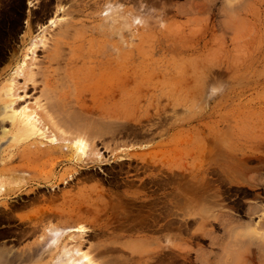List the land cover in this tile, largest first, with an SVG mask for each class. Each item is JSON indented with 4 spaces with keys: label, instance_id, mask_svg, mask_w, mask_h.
<instances>
[{
    "label": "rangeland",
    "instance_id": "374dc122",
    "mask_svg": "<svg viewBox=\"0 0 264 264\" xmlns=\"http://www.w3.org/2000/svg\"><path fill=\"white\" fill-rule=\"evenodd\" d=\"M59 3L0 0V232L30 231L11 247L0 237L1 264H59L60 255L50 250L55 247V238L67 233L31 229L34 213L61 206L62 194L70 193L72 200L68 201L75 204L82 198L77 197L78 190L87 195L99 192L104 200L111 192L125 211L131 208L126 203L133 204L126 196H139L136 202L145 199L143 182L118 185L104 181L98 172L118 170L119 164L130 163V156L135 155L145 158L141 165L162 167L178 175L179 184L174 180V185L184 181L185 187L176 188L167 204L181 206L194 200L199 203L192 204L193 210L211 211L201 212L207 219L203 224L194 216L198 225L183 230L184 234L165 232L162 246L180 250L189 260L196 259L195 264H264V0ZM67 10L75 15L65 14ZM69 22L72 26L67 29ZM59 24L67 29V35L60 49L62 61L51 67L57 73L49 77L52 93L44 91L43 77L34 70L37 66L31 67L35 87L27 82L28 90H24L25 78L17 75L15 59L42 61L50 47L48 38L59 31ZM111 73H115L116 83L114 93L108 96L103 90ZM65 74L67 77L62 76ZM63 95L65 104L58 99ZM9 100L11 108L4 110ZM38 102L48 106L49 121L40 119L45 111L35 105ZM23 108L37 114L35 129L26 128L22 120L6 119V112ZM104 111L117 112L114 128L108 119L104 123L107 126L96 120L97 116L105 117ZM92 123L97 124V130L92 131H102L95 138L76 135L78 128L90 129ZM93 143L104 163L74 167L71 159L61 161L60 153L67 154L66 159L83 160L90 155ZM104 145L109 148L104 150ZM76 169L79 181L69 185L41 184V190L34 180L51 172L58 178ZM159 172L162 170L158 171L156 187ZM38 189L37 195L45 197L49 190L56 191V199L31 201L23 196L28 193L33 197ZM146 200L151 207L155 205L156 200ZM146 211L137 218L131 214L132 221L121 216L117 220L101 218L102 233L86 226L92 230L84 235L88 243L84 241L86 247L81 249L88 253L90 245L97 247L113 241V237L130 235L133 237L127 238L133 240V250L142 252L145 243L136 244L135 237L149 232L139 230L140 223L149 222L148 230L155 233L148 220L155 209ZM178 213L176 219L182 221ZM170 214L168 223L174 219ZM191 232L196 239L190 238ZM148 236L152 239L157 235ZM125 242L115 246L127 247ZM90 256L100 264L93 252ZM112 256L125 261L136 255L125 250Z\"/></svg>",
    "mask_w": 264,
    "mask_h": 264
},
{
    "label": "bare ground",
    "instance_id": "6f19581e",
    "mask_svg": "<svg viewBox=\"0 0 264 264\" xmlns=\"http://www.w3.org/2000/svg\"><path fill=\"white\" fill-rule=\"evenodd\" d=\"M56 1H57V3H59L61 0H56ZM57 6H58V4H57ZM55 8H53L54 11L57 9V8L56 9ZM65 14H67V15L71 14L72 16L75 15L74 12L71 13V10H67L65 12ZM61 24H59V26H60L59 31L57 33H55V34H52V38L51 39L48 38L49 41H50V44H49L50 47L47 48V50L45 51L46 55L42 59V61L35 62L36 60L33 61L34 59L31 61V60H27L25 58V59L21 60V62H20L18 60V58L15 59V63H16L15 65H18L17 66L18 67L17 75L21 74L22 76H24L25 84L27 82H29L30 84L32 82H34L32 76L35 74V72L32 75L33 68H31V67H33V66L34 67L35 66L38 67V69L34 68V70L36 69L37 70L36 72L40 74V77L41 76L43 77L42 78V80H43L42 81L43 82V89L47 93H52V90H53V89L52 90L50 89L51 86L49 84H50L51 80L49 79V77L50 76H54V75L51 74L52 72H53V74L56 73L53 70L51 71V67H52V65H55V64H56V66L59 65L60 64L59 62L62 61V60H60L61 53H62L60 51L61 45L63 44L64 38L66 39L67 29L71 28V26H72L71 23L69 22V23H67L65 25V28H67V29H64V25H61ZM58 28L59 27H57V29ZM60 30H62V31H60ZM46 41H48V40H46ZM25 56L27 57V55H25ZM55 76H57V73L55 74ZM62 76H66V74L62 75ZM115 83H116L115 73H111V75L109 76L108 82L106 83L107 84V88H106V90H103L104 94H107L108 96L112 95L114 93ZM32 84L31 85H29V84L24 85V90L25 89L28 90V88L27 87L25 88V86H28V85L29 86H33ZM33 87H35V86H33ZM33 87H31V88H33ZM8 91H10V89ZM67 95H65V96L67 97ZM9 97H11V95H9ZM111 98L112 97H110L109 99H111ZM58 99L61 102V104H65L67 102L66 98L64 97V95L61 96V97H58ZM76 100H78V99H76ZM78 101H76V103H80ZM110 101H112V100H110ZM81 103H82V101H81ZM113 104H114V102H111V106H113ZM11 105H12V101L9 100L8 102L5 103L4 110H7L8 108H11L10 107ZM35 105L38 106L39 110L41 109V111H45L44 114L40 115V119H42L44 121H49V118H51V116L50 117L48 116V115H50L47 112L48 109H49L48 106H46L45 104L41 106L39 102L37 104H35ZM114 105H116V104H114ZM37 106H36V108H37ZM96 107L94 109H96ZM61 108H63V106ZM80 108H81V105H80ZM80 108H78V109H80ZM83 108L84 107H82L81 109H83ZM84 109L87 112V109L86 108H84ZM98 109L99 108L97 107V110ZM113 109L116 110V108L114 106H113ZM99 110H98V112L100 113ZM89 111L90 110H88V112ZM101 111H102V109H101ZM80 112H83V111H80ZM83 113H81V114H83ZM105 113H107V112H105ZM116 113H117L116 111L115 112H108L105 115V117H101V116L98 117L97 116L96 120L98 118L97 121L99 123H101V125H103L105 123V120L108 119V120H106V121H109L108 123H110L108 125H110V126H112V128H114L115 127V121H116L115 120L116 119ZM5 115H6V119L11 120V121H15L17 119L18 120H22L23 124L28 129H32L33 130V129L36 128L34 122H36L38 120V118L36 116L37 114H34V112L27 111L26 108H23L20 112H15L14 110L11 109V111H9L8 113L6 112ZM95 115H97V114H95ZM102 121H104V122H102ZM112 123H114V124H112ZM93 125L94 124L92 123L91 126H93ZM95 125L92 128H90V129H84L85 126L84 127L82 126L81 127L82 129L78 128V130L76 131L78 133H76L75 131L73 133H76V135L77 134L78 135H82V137H83V135L85 136L87 134V135L93 136L95 138V136L98 135V133L102 132V131L101 132H96L97 124L95 123ZM104 125H106V124H104ZM87 127H90V126H87ZM93 128H95L96 130L92 131ZM105 128H104V130H105ZM112 131H113V129H112ZM89 137H88V139L92 138V137H90V138ZM70 138H72V135H71ZM93 145H94V143L90 146V150H91V152H89L90 155L86 156V158H84V156H83V160L81 158H79V159L74 161V159H72L70 157H68L69 159H66L65 156L67 154L65 155L64 153H60V158H62L61 161L62 162H68V160L71 159L72 165L74 167H77L78 165L85 166L87 164H92L94 166V165L98 164L99 162H101V164H102L103 161L101 159H99L101 157H99L98 152H95V150H94V148H95L94 146L95 145L94 146ZM103 147L105 148L104 150H107L109 148L108 145L107 146L104 145ZM119 158L122 159L121 157H119ZM119 158H117V159L119 160ZM129 159H130L131 162L134 161V162H136V163L138 162L140 164H143L146 161L144 157L138 156V155L130 156ZM118 162H123V160H120ZM123 163H125V161ZM120 165L121 164H119V166ZM80 168H82V167H80ZM134 169H135V171H138V169L136 167ZM79 170H82V169H79ZM77 172H78L77 169H76L75 173H70V172L65 171L58 178H56L55 172H51L49 174H46L43 177H39L38 178L36 176V177H34V180L39 185L48 184V183H51V185H55V184H57V185H62V184L69 185L72 182L79 181L78 175H76ZM159 174L160 175H159V178L157 180L158 181L157 182V195H158V198L154 202L155 205L153 204L154 205L153 207H151L152 205H151L150 201H147L146 199H142L139 202H136L138 199H140V197L134 194L131 197H127L126 196V198H129L133 202V206L129 210L125 211L124 208L119 206L118 201H117L118 198H114L113 193H111V192H110V194H108V200H104L103 197H102V194H100L99 192H97V193L95 192L94 195L92 193H91L92 195H90L89 193L87 195L86 193H82L83 190H78L77 193H80V195H78L77 197L78 198L82 197V198L79 199L78 202H76L75 204H73V202H69L68 201L69 198L71 199V196H70V193H66V194H62V196H61V199L63 201L61 206L59 205V207H55V208H44V209L39 210L36 213H34L35 214V219H34L31 231L32 230L33 231L34 230H44L46 228H50L51 231H55L56 233L57 232L59 233L61 231L62 232L64 231L65 233H67L66 235H62L60 233L61 235H59L56 238L54 237L55 238V243H54L55 247H54V249L50 250V253H54V255H58V256L60 255L61 258L59 260V264H95L96 261L93 260V256H90L91 252L94 253L95 257L99 258L100 264H116V263L117 264H120V263L130 264V262H134V264H184V263L195 264L196 259H195V261L189 260L188 256L185 255V254H182L180 252V250L177 251L176 249H173L172 247L166 248V247L162 246L161 243H162V241H164V239H165L164 237L167 235L165 232H172L173 235H179V234L183 233V230L187 231L188 229H190V226L193 225L194 223H195L194 225H196V224L198 225V223L196 221L197 218L194 219V216H197V217L200 218V220H201L200 223L201 224H203L202 221L206 222L207 219H204L205 216L203 217V215H200V214H201V212H205V211L209 212L210 210H209V208L208 209L200 208L201 212H199L197 210V208H195L193 210L192 209V207H193L192 204H194L196 202L199 203V201H194V200H190V201L184 202L181 206H180V204L178 205V203H176V202H174L172 205L167 204V201L164 198V188H163L164 184H163L162 173L159 172ZM38 188L42 190L43 186L41 185ZM39 189L35 190L36 193H35V195L33 197H31L30 194H28V193L24 194L23 196H26V198L30 199L31 201L35 200V201H43V202H46V201L53 202L56 199L55 198V192H53V193L49 192L50 194H48L46 197L44 196V194L38 196L37 194L41 191ZM104 198H105V196H104ZM194 205H197V204H194ZM3 206L6 207V205H3ZM152 208L155 209L154 215H152L149 212V211L153 210ZM145 209L148 210V212L146 211L147 213H150V214H148L149 218L154 220L153 223H155V224L153 225V228L155 229L154 230L155 233L152 232V234H156L157 236L155 238H152V239L148 235H144L143 237H135L136 239H138L137 241L135 240L136 244H138V243L141 244L138 241H141V242L145 243L144 244V249H142V252L133 250V248H132L133 246L131 244L133 240L130 239L133 236H130V235L126 236L124 239H119V238L113 237V235H112L113 241H111V242H109L107 244H102L100 246L96 245L97 247H91V245L89 244L90 246L87 247L88 253L87 252L85 253V251L83 249H81V246L83 247L82 244L84 242V238L83 237H84L85 234L87 235V233L90 232V229H91L90 227L87 228L86 226H91L93 230H96V231H99V232L102 233V230L104 229V226L101 225L102 223L101 224L98 223L101 218H104V220L106 221V220H115L117 217L121 216V219H123V220H125V219L126 220H132L133 218L131 217L132 216L131 214H133L134 218H137V216H139V214ZM168 211H170L172 213V214H170V212H169L168 214H170V216L174 217V219H172L173 221H169V223L164 221L165 222L164 224L158 225L157 221L160 220V219H163L165 217V213L168 212ZM178 212H181V218L183 219L182 221H177V219H176V217L177 216L179 217V215H180ZM168 214H166V216ZM184 217H186V218L184 219ZM147 218H148V216H147ZM30 219H33V218H30ZM29 221L31 222V220H29ZM188 221H190V222H188ZM137 223H138V221H137ZM200 223H199V225H200ZM262 223H264V222H262ZM110 224H112V223H110ZM149 224H150L149 222H148V225H146V224L144 225V223L143 224L140 223L139 230L148 231V227H150ZM176 224H177V226H176ZM134 227L135 226H131L130 229H133L135 231ZM186 231H185V233H186ZM255 231H256V229H255ZM103 235H105V234H103ZM190 235H191V237H190L191 239H194L197 236L194 232H191ZM205 235H207V234H205ZM127 237H130V238H127ZM114 239H118V240H114ZM123 242H125V245H128L129 247L127 246L128 247L127 248L126 246H121V247L115 246L116 243L117 244H121ZM84 243H86V242H84ZM40 244L38 243L39 246H40ZM68 246H72V247L68 248ZM125 250H129L131 256L134 255V254L136 256H133V258L131 257V258H129V260H125V261L119 260V258H117L116 256H114V257L112 256L114 254V252L123 253ZM41 252H43V250ZM47 252H49V251H47ZM0 255H1V253H0ZM20 255H21V252H20ZM13 259L15 260L17 258H15V256H14ZM197 260H199V259H197ZM16 263H18V262H16ZM0 264H1V261H0ZM5 264H11V262L10 261H6Z\"/></svg>",
    "mask_w": 264,
    "mask_h": 264
},
{
    "label": "flooded vegetation",
    "instance_id": "af4514ba",
    "mask_svg": "<svg viewBox=\"0 0 264 264\" xmlns=\"http://www.w3.org/2000/svg\"><path fill=\"white\" fill-rule=\"evenodd\" d=\"M137 168L138 171H135L134 168ZM143 168V169H142ZM148 168V169H147ZM162 170V176H163V183H164V193H165V199L166 200H171L174 198L173 192L176 190V188H184V181L180 182L179 185H174V180L176 183L179 184L178 182V175L170 174L166 172V170L162 167H153L152 165H141V164H135V163H126L122 165L121 167L119 166L118 170H111L109 172L104 171L103 169H98V172L101 174L103 177L102 179L106 182H113L118 185H124L126 182H133L135 183H141L143 182L145 190H146V196H144L145 199L155 201L157 199V187L155 185V180L158 174V171ZM113 173V174H112ZM136 185V184H135ZM139 185V184H137ZM48 192V191H46ZM51 192V190H50ZM54 191H52L53 193ZM56 192V191H55ZM179 198H183L182 195ZM236 198H230V201H234ZM242 203L245 201L242 200ZM129 205V207H132L133 204L131 202L126 203ZM147 215V214H146ZM171 218L169 216H165L163 219H160L157 221L158 225L164 224L167 220H170ZM123 220V219H122ZM126 220V219H125ZM149 221L152 222V225L155 223L154 220L148 219ZM132 221V220H131ZM165 221V222H164ZM34 232V231H32ZM149 232L147 235H152V230H148ZM28 232L24 231H17V230H9L5 229L0 232V237L3 239L1 240L2 243H6L7 247L13 246V243L18 242L23 235L26 236ZM30 233V232H29ZM154 236H156L154 234ZM87 244L88 241L84 240ZM83 247H86L85 245Z\"/></svg>",
    "mask_w": 264,
    "mask_h": 264
}]
</instances>
